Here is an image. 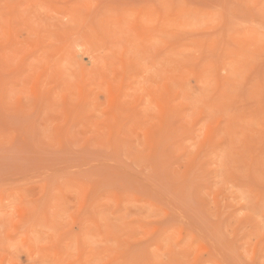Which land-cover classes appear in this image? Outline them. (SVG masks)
Wrapping results in <instances>:
<instances>
[{"label":"rangeland","instance_id":"374dc122","mask_svg":"<svg viewBox=\"0 0 264 264\" xmlns=\"http://www.w3.org/2000/svg\"><path fill=\"white\" fill-rule=\"evenodd\" d=\"M0 264H264V0H0Z\"/></svg>","mask_w":264,"mask_h":264}]
</instances>
